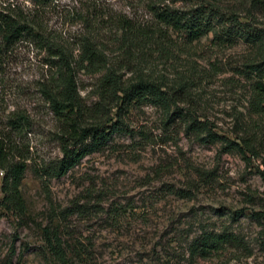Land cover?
<instances>
[{"label": "rangeland", "instance_id": "rangeland-1", "mask_svg": "<svg viewBox=\"0 0 264 264\" xmlns=\"http://www.w3.org/2000/svg\"><path fill=\"white\" fill-rule=\"evenodd\" d=\"M13 1L30 13L36 7L34 17L55 43L77 54L81 37L90 33L107 66L123 79L142 74L172 90L181 87L176 93L183 100L170 108L133 107L131 132L113 135L65 175L51 176L61 154L60 123L39 84L51 71L48 50L31 39L17 43L0 76V117L18 109L29 118L12 132L28 147L19 187L25 211L0 204V264H55L46 230L60 236L74 264H264V223L251 216L264 209L258 172L264 169V116L252 111V80L242 69L255 49L242 42L216 44L211 33L189 42L162 28L158 44L128 54L118 20L151 22L149 5L156 0ZM184 5L188 1L174 4ZM97 76L78 73L87 104L96 99ZM174 109L207 121L220 140L186 131L182 118H168ZM224 138L240 145L247 139L255 153L245 150V160L223 148ZM2 175L0 170V184ZM203 228L233 231L247 248L189 258L187 242Z\"/></svg>", "mask_w": 264, "mask_h": 264}, {"label": "trees", "instance_id": "trees-1", "mask_svg": "<svg viewBox=\"0 0 264 264\" xmlns=\"http://www.w3.org/2000/svg\"><path fill=\"white\" fill-rule=\"evenodd\" d=\"M30 1L38 6L53 0ZM183 1H188V5L176 7V0L169 3L154 1L149 5L153 17L149 23L120 18V39L128 44V54L158 44L156 40L162 28L166 32L172 29L181 33L189 42L211 33L216 44L245 43L255 49L254 55L242 64L243 72L252 80L251 108L257 116H264V0ZM36 12V7L30 13L13 0L0 2V76L5 71L8 55L17 43L31 39L47 48L46 63L51 71L39 84L50 110L60 123L58 146L61 154L51 168V176L65 175L84 157L105 147L113 135L131 132L128 115L133 107L144 104L170 108L183 100L176 93L181 91V87L172 90L161 81L142 74L130 80L123 79L107 66L99 43L90 33L81 37L77 54L66 45L55 43L42 23L34 17ZM81 70L98 74L93 89L96 99L90 104L84 102L79 94L78 73ZM168 118H182L186 131L204 141L214 143L221 138L212 131L207 121H200L186 113L180 115L177 109L172 110ZM28 119V115L18 109L11 111L5 119L0 117V170L3 171L0 204L16 213L25 211L19 187L28 166L25 153L28 147L22 148L12 132L25 128ZM222 141L223 148L239 153L245 160H248L245 150L255 153L254 145L247 139H242L243 145L225 138ZM258 172L264 184V169H258ZM261 194L264 205V190ZM251 216L264 223V209L252 210ZM45 243L55 264H74L57 233L46 230ZM246 248L243 238L233 231L205 228L192 236L186 246L189 258H206L226 249Z\"/></svg>", "mask_w": 264, "mask_h": 264}]
</instances>
